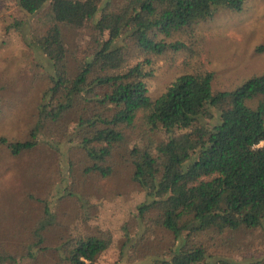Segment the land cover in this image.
Here are the masks:
<instances>
[{
    "label": "trees",
    "instance_id": "16d2710c",
    "mask_svg": "<svg viewBox=\"0 0 264 264\" xmlns=\"http://www.w3.org/2000/svg\"><path fill=\"white\" fill-rule=\"evenodd\" d=\"M245 1L17 0L28 14L49 3L53 24L36 37L49 80L39 120L32 138L8 145L33 148L47 123L72 113L86 174L110 175L123 149L146 193L140 214L157 209V222L176 237L168 256L138 264H264V253H227L238 247L237 233L264 232V73L214 91L213 73L196 70L156 97L148 92L156 57L184 46L169 38ZM66 27L89 35L86 45H68ZM112 242L101 230L72 235L58 250L71 264H95Z\"/></svg>",
    "mask_w": 264,
    "mask_h": 264
},
{
    "label": "rangeland",
    "instance_id": "374dc122",
    "mask_svg": "<svg viewBox=\"0 0 264 264\" xmlns=\"http://www.w3.org/2000/svg\"><path fill=\"white\" fill-rule=\"evenodd\" d=\"M49 8L47 3L28 14L17 0H0L2 264H71L58 250L61 241L101 230H110L113 242L95 264H138L152 256H168L176 237L157 222V209L140 214L146 193L134 181L124 150L112 157L110 175L84 172L89 158L79 136H72V113L69 121L47 123L33 148L15 153L8 145L32 138L39 120L49 80L36 37L53 24ZM64 31L68 45H86L89 35L80 29ZM176 41L184 46L156 57L150 95H160L177 76L196 70L213 73L214 91L236 88L264 73V0H246L241 10L219 8L212 18L169 38ZM236 236L238 247L227 253L236 258L264 253L262 230Z\"/></svg>",
    "mask_w": 264,
    "mask_h": 264
}]
</instances>
